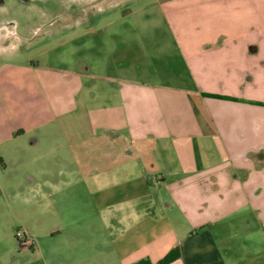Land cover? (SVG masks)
<instances>
[{
	"label": "crops",
	"instance_id": "crops-1",
	"mask_svg": "<svg viewBox=\"0 0 264 264\" xmlns=\"http://www.w3.org/2000/svg\"><path fill=\"white\" fill-rule=\"evenodd\" d=\"M77 5L0 48V183L61 208L29 264H264V0Z\"/></svg>",
	"mask_w": 264,
	"mask_h": 264
},
{
	"label": "rangeland",
	"instance_id": "rangeland-1",
	"mask_svg": "<svg viewBox=\"0 0 264 264\" xmlns=\"http://www.w3.org/2000/svg\"><path fill=\"white\" fill-rule=\"evenodd\" d=\"M76 1L79 2L80 0H64V2L60 3L57 0H28L26 2L21 0H0V48L7 46L16 47L22 44V40L19 41L17 37L13 36L17 32L21 36H32L37 41L42 39V41H38L40 43L30 46L29 53L38 54L49 51L52 54V59H54L55 54L61 50L60 48L56 49V47L64 39H61L62 35L66 39L71 37L70 31L73 29L69 30L62 26V22L68 16L69 13L67 11L69 9L78 7ZM130 1L132 2L133 0ZM75 14L80 15V12L70 13L68 19L73 20V15ZM97 15L94 12H88L87 14L82 13L81 16L83 20L91 21ZM42 19L49 22L47 27L42 25L45 22ZM35 23L37 25L39 23V26L31 25ZM6 38L8 40H5ZM25 43V45H28L27 42ZM25 48L27 49L28 47ZM25 48H21L19 51L20 55L26 52ZM69 48H71V44L62 48V53H67L66 57L70 56ZM1 59L5 60L6 57L3 56ZM22 59V57H15L11 60L20 62ZM51 62L55 63L54 60ZM30 155H32L30 152L26 154V156ZM27 164L30 163L28 162ZM10 166V164L7 165L8 169ZM11 171L15 172V169L12 168ZM8 180L11 179L8 178L0 183V264H26V262L29 264V255L27 252L21 251V248L25 244L29 248H33V240L28 243L33 238V228H37L40 231V235L45 236L52 220H57L60 223L62 221L60 217L61 208L58 207V211L53 212L48 207L49 200L47 198L36 199L32 194H29L27 190L29 185ZM15 189L20 192L19 195L12 194ZM44 238L36 240L38 242L37 246L42 243L41 248L43 249L44 247V251L48 247L53 246L54 252H58V247H61L60 238L52 239L50 236L46 239Z\"/></svg>",
	"mask_w": 264,
	"mask_h": 264
},
{
	"label": "trees",
	"instance_id": "trees-1",
	"mask_svg": "<svg viewBox=\"0 0 264 264\" xmlns=\"http://www.w3.org/2000/svg\"><path fill=\"white\" fill-rule=\"evenodd\" d=\"M175 253H176V251H173L172 253H170V254L167 256V258H166L164 261H162L161 263H159V264H165V263H167L168 261H170L172 255L175 254Z\"/></svg>",
	"mask_w": 264,
	"mask_h": 264
},
{
	"label": "built area",
	"instance_id": "built-area-1",
	"mask_svg": "<svg viewBox=\"0 0 264 264\" xmlns=\"http://www.w3.org/2000/svg\"><path fill=\"white\" fill-rule=\"evenodd\" d=\"M29 243H30V241H29Z\"/></svg>",
	"mask_w": 264,
	"mask_h": 264
}]
</instances>
